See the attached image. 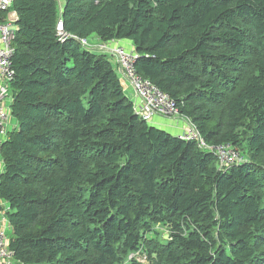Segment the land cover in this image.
<instances>
[{"label":"trees","instance_id":"obj_1","mask_svg":"<svg viewBox=\"0 0 264 264\" xmlns=\"http://www.w3.org/2000/svg\"><path fill=\"white\" fill-rule=\"evenodd\" d=\"M12 0L16 127L0 143L14 264H264V0ZM70 36L59 40L56 26ZM166 93L195 140L142 120L111 56ZM165 229V237L156 227ZM143 255V254H141Z\"/></svg>","mask_w":264,"mask_h":264},{"label":"built area","instance_id":"obj_2","mask_svg":"<svg viewBox=\"0 0 264 264\" xmlns=\"http://www.w3.org/2000/svg\"><path fill=\"white\" fill-rule=\"evenodd\" d=\"M11 3L12 0H0V143L5 139L8 131L6 122L10 116L9 104H11L9 81H11L14 75V70L11 66V56L14 51L12 42L15 35V27L12 24L14 15L7 14L6 17L2 15L9 9ZM56 30L59 40L70 36L62 32L60 19L57 22ZM79 41L83 47L94 52L93 45L88 43L87 39H79ZM99 48L102 53L114 58L119 79L132 89L133 98H129L133 102L135 113L142 120L151 123L155 117L165 119L180 117L175 102L166 93L152 84L149 79L141 77L136 72L134 68L136 56L132 50H127L117 42L102 43L99 45ZM181 118L188 124V128L182 133H177L178 137L184 140H195L199 143V146L213 152L216 155L217 166L219 168H228L245 161L239 151L230 144L206 145L199 137L193 123L186 118ZM7 222L0 206V264H14L13 253L7 244ZM138 254L139 252L132 253L129 257L137 259L136 256Z\"/></svg>","mask_w":264,"mask_h":264},{"label":"crops","instance_id":"obj_3","mask_svg":"<svg viewBox=\"0 0 264 264\" xmlns=\"http://www.w3.org/2000/svg\"><path fill=\"white\" fill-rule=\"evenodd\" d=\"M62 2H63V0H61V3H59V4H62ZM8 15H12V13L9 12ZM90 38L95 40V41H93V43H95V44H101V43H103V42L99 41L95 35L91 36ZM121 42L122 41H120V43ZM128 91L130 92V95L127 94L126 92H125V94L132 99L133 98L132 89L130 87H128ZM175 119L182 120L181 117H173V118H170V119H165V118H161V117H155L152 120L151 123H154V124H158L160 126H163L164 128H166V129L172 131L173 133L177 134L178 131H179V128L181 129V126H180L181 123H176L175 122ZM6 126L8 128V131L9 130H12V129H14L16 127V121L11 117V115L9 116V118H8V120L6 122ZM3 171H4V165H3V161H2L1 156H0V175H1V173ZM0 206H1V209H2V214H4L5 211L8 209V205H7L6 202L0 200ZM6 232H7V236L10 237L11 236V229H10V226H9V223L8 222H7V225H6Z\"/></svg>","mask_w":264,"mask_h":264},{"label":"rangeland","instance_id":"obj_4","mask_svg":"<svg viewBox=\"0 0 264 264\" xmlns=\"http://www.w3.org/2000/svg\"><path fill=\"white\" fill-rule=\"evenodd\" d=\"M59 3H61V0H57ZM58 3V7H59V4ZM93 41H95L94 39H91V38H88V43H90L91 45H93V47H94V52H97V53H102L101 52V50H100V48H99V45L100 44H95V43H93ZM115 42H118V44H120V45H122L123 47H124V45H123V43L121 42L120 43V41H115ZM114 42V43H115ZM102 44V43H101ZM125 48V47H124ZM128 50V49H127ZM110 61H111V63L113 64V66H114V60H113V58H110ZM120 82H121V85L123 86V89L125 90V92L127 93V94H129L130 95V92L128 91V87L124 84V82L122 81V80H120ZM175 122L176 123H181L180 124V126H181V129L179 128V131H178V133H182L184 130H186L187 128H188V124L185 122V121H182V120H180V119H175ZM156 230L157 231H159L161 234V236H163V237H165V235H166V232H165V229H163L162 227H156ZM6 236H7V232H6ZM8 239H9V237L7 236V244H8ZM141 254H143V255H141ZM146 256V254H145V252L144 253H139L137 256H136V258L137 259H139V260H137V261H139L141 264H149V262H148V259L147 258H145V256ZM140 256H142L141 258H140Z\"/></svg>","mask_w":264,"mask_h":264},{"label":"clouds","instance_id":"obj_5","mask_svg":"<svg viewBox=\"0 0 264 264\" xmlns=\"http://www.w3.org/2000/svg\"><path fill=\"white\" fill-rule=\"evenodd\" d=\"M181 117V116H180Z\"/></svg>","mask_w":264,"mask_h":264}]
</instances>
